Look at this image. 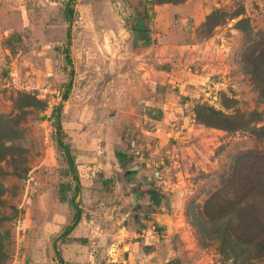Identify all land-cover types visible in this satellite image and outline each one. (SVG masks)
Listing matches in <instances>:
<instances>
[{"label": "rangeland", "instance_id": "1", "mask_svg": "<svg viewBox=\"0 0 264 264\" xmlns=\"http://www.w3.org/2000/svg\"><path fill=\"white\" fill-rule=\"evenodd\" d=\"M0 264H264V0H0Z\"/></svg>", "mask_w": 264, "mask_h": 264}, {"label": "crops", "instance_id": "2", "mask_svg": "<svg viewBox=\"0 0 264 264\" xmlns=\"http://www.w3.org/2000/svg\"><path fill=\"white\" fill-rule=\"evenodd\" d=\"M198 45L200 46H197V49L194 50L191 47L193 53L191 54L192 57H190L191 59L189 60H191L193 64L191 66L185 65L182 69V72L184 73L186 78H188L189 82H194V80H198L201 76H207L210 72H212V70L214 71V69L219 67V65L216 66L217 61H214V59H218V57H216V54L213 53V50L211 49V47H217V44H215L213 40H210ZM194 46L195 45H193V47ZM197 50H200L202 52H198ZM194 51H197L198 53H195ZM214 52H216V50H214ZM214 66L216 68H214ZM160 70H162V68H160Z\"/></svg>", "mask_w": 264, "mask_h": 264}, {"label": "trees", "instance_id": "3", "mask_svg": "<svg viewBox=\"0 0 264 264\" xmlns=\"http://www.w3.org/2000/svg\"><path fill=\"white\" fill-rule=\"evenodd\" d=\"M69 15H70V18H71V16H72V11L70 10V13H69ZM134 29L136 30V31H139V32H145V31H147L146 29H145V25H144V23H139V24H137L135 27H134ZM159 68H162V66H158ZM60 127H58V129H59ZM60 144H62L61 142H60ZM65 147V146H64ZM66 152H67V154H68V160H69V165H70V167H71V169H72V172H73V175H74V179H76V181H77V187H76V192H78V190H79V185H80V177H79V174H78V171H77V167H76V165H75V163H74V161H73V158L71 157V154H70V151H69V149H66ZM116 154H117V157H118V159H119V162H120V164L123 166V167H126L127 166V164L131 161V159L129 158V157H127V155L125 154V153H123V152H121V151H116ZM150 194L153 196V197H156V194L155 193H153L152 191H150ZM80 218H81V210L80 209H78V211H77V214H76V216H75V218H74V220H73V226H75L79 221H80ZM226 232L228 233V235L226 234V235H222V236H220V239H221V242H222V244L223 245H225L226 247H229V246H232L231 245V243L233 244V243H235V244H238V243H240V242H237L236 240H235V238L233 237V234H229L230 232H229V229H226ZM232 238V240L230 239V238ZM228 238V239H227ZM236 241V242H235Z\"/></svg>", "mask_w": 264, "mask_h": 264}, {"label": "built area", "instance_id": "4", "mask_svg": "<svg viewBox=\"0 0 264 264\" xmlns=\"http://www.w3.org/2000/svg\"><path fill=\"white\" fill-rule=\"evenodd\" d=\"M220 84H223V83H220ZM217 86H218V84H217Z\"/></svg>", "mask_w": 264, "mask_h": 264}]
</instances>
